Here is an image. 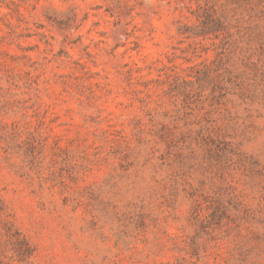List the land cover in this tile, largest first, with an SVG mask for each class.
<instances>
[{
	"label": "rangeland",
	"instance_id": "374dc122",
	"mask_svg": "<svg viewBox=\"0 0 264 264\" xmlns=\"http://www.w3.org/2000/svg\"><path fill=\"white\" fill-rule=\"evenodd\" d=\"M0 264H264V0H0Z\"/></svg>",
	"mask_w": 264,
	"mask_h": 264
}]
</instances>
